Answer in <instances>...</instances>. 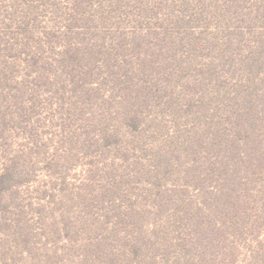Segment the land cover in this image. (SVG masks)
I'll return each mask as SVG.
<instances>
[{"label": "rangeland", "instance_id": "1", "mask_svg": "<svg viewBox=\"0 0 264 264\" xmlns=\"http://www.w3.org/2000/svg\"><path fill=\"white\" fill-rule=\"evenodd\" d=\"M245 111L264 135V0H0V264H183L152 234L183 200L201 262L264 264V175L209 188Z\"/></svg>", "mask_w": 264, "mask_h": 264}, {"label": "trees", "instance_id": "2", "mask_svg": "<svg viewBox=\"0 0 264 264\" xmlns=\"http://www.w3.org/2000/svg\"><path fill=\"white\" fill-rule=\"evenodd\" d=\"M235 116L233 121L237 122L232 123L230 120L231 128H217L215 135L218 140L215 142L219 152L209 161L212 175H215L214 183L209 188L213 192L219 191V197L224 204L232 209L252 201L253 188L250 191L247 188L248 181L252 179L242 174V170L250 171L256 179L264 175V146H261L264 135L255 129L258 115L253 111H245ZM260 182L263 185H259L256 192L264 189V178ZM190 205L197 212L192 214ZM201 210L200 204H195V201L183 200L180 204H175L170 213L172 219L152 232L155 247L163 248L165 253L170 250L175 263L182 261L183 264H206L203 260L201 262L205 243L219 234L217 231L223 233V230L218 222L205 221L204 216L198 214Z\"/></svg>", "mask_w": 264, "mask_h": 264}]
</instances>
